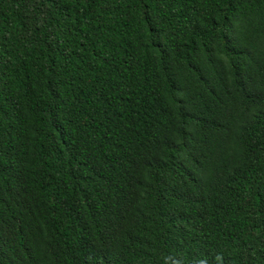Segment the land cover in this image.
Listing matches in <instances>:
<instances>
[{
  "label": "trees",
  "instance_id": "1",
  "mask_svg": "<svg viewBox=\"0 0 264 264\" xmlns=\"http://www.w3.org/2000/svg\"><path fill=\"white\" fill-rule=\"evenodd\" d=\"M264 264V0H0V264Z\"/></svg>",
  "mask_w": 264,
  "mask_h": 264
},
{
  "label": "clouds",
  "instance_id": "2",
  "mask_svg": "<svg viewBox=\"0 0 264 264\" xmlns=\"http://www.w3.org/2000/svg\"><path fill=\"white\" fill-rule=\"evenodd\" d=\"M166 264H183V261L179 257H168L166 259ZM195 264H208V261L206 259H200L197 260ZM215 264H225L224 256L222 253L216 254Z\"/></svg>",
  "mask_w": 264,
  "mask_h": 264
}]
</instances>
